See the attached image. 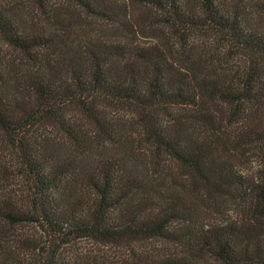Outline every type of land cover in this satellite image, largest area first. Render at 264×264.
<instances>
[{"label": "trees", "instance_id": "1", "mask_svg": "<svg viewBox=\"0 0 264 264\" xmlns=\"http://www.w3.org/2000/svg\"><path fill=\"white\" fill-rule=\"evenodd\" d=\"M251 1L0 0V220L46 233L31 264H86L59 254L83 239L168 246L147 264H264ZM0 264H21L1 239Z\"/></svg>", "mask_w": 264, "mask_h": 264}, {"label": "rangeland", "instance_id": "2", "mask_svg": "<svg viewBox=\"0 0 264 264\" xmlns=\"http://www.w3.org/2000/svg\"><path fill=\"white\" fill-rule=\"evenodd\" d=\"M263 3L264 0H252ZM236 60V59H235ZM239 63V59L237 61ZM236 63V64H238ZM259 164L253 160L251 164L247 165L241 172L244 175H250L258 170ZM21 181V180H19ZM10 192L20 202L26 194V188L23 182L10 181ZM18 196V197H17ZM0 239L7 246V248L15 249V253L19 256L21 264H31L32 259L37 257L40 253L39 249L33 247L43 243L49 242V238L43 229L34 223H23L18 225H11L0 220ZM25 239V242L30 246L20 247L19 240ZM37 248V247H36ZM168 246L158 243H141L121 246H112L108 244L98 243L93 240L83 239L76 240L67 244L59 250L60 258L69 262L81 261L86 264H147L152 259L165 254ZM133 252V253H132Z\"/></svg>", "mask_w": 264, "mask_h": 264}]
</instances>
